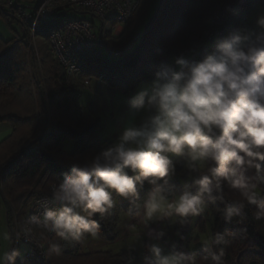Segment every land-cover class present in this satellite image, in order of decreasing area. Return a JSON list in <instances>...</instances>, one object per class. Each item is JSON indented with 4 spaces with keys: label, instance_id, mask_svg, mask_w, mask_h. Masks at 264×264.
Masks as SVG:
<instances>
[{
    "label": "clouds",
    "instance_id": "9594fccd",
    "mask_svg": "<svg viewBox=\"0 0 264 264\" xmlns=\"http://www.w3.org/2000/svg\"><path fill=\"white\" fill-rule=\"evenodd\" d=\"M128 106L133 119L111 143L84 163H72L61 182L52 184L51 201L21 222L17 242L23 238L43 248L39 240L46 233L67 244L95 240L101 221L114 215L117 197L130 204L127 216L135 223L129 231L166 219L183 226L217 202L225 223L236 217L243 223L246 205H255V219L264 220V199L257 191L264 185V15L255 29L230 32L203 59L189 62L180 55L174 65L162 66ZM178 162L190 181L180 191L170 187ZM245 233L210 235L202 259L223 264L226 247ZM47 247L55 255L62 251L57 241ZM148 248L146 264H198L195 252ZM18 256L12 247L0 255V264H15Z\"/></svg>",
    "mask_w": 264,
    "mask_h": 264
},
{
    "label": "trees",
    "instance_id": "16d2710c",
    "mask_svg": "<svg viewBox=\"0 0 264 264\" xmlns=\"http://www.w3.org/2000/svg\"><path fill=\"white\" fill-rule=\"evenodd\" d=\"M225 1L159 0L156 11L149 16L150 9L141 0L119 37H112L111 28H107L109 24L112 28L117 25L115 18L100 21L101 42L93 56L83 60L85 66L79 80L69 77L48 49L42 54L41 77L35 55L29 50L28 30L23 25L18 38L4 41L0 37V124L7 123L13 129L12 135L0 144V217L2 198L15 213L14 216L12 211L7 212L12 243L14 219L18 223L25 220L28 203L50 196L52 184L61 182L72 163H84L112 142L103 135L102 120L83 114L79 108L80 91L85 86L83 79L102 80L122 95L129 96L139 85L150 83L162 66L169 65L173 54H188L204 46L199 60L203 59L206 53L215 49V43L224 38L218 39L211 48L203 43L216 6ZM256 3L264 10V0H243L242 5L231 12L226 35L244 28ZM0 16L8 23L11 18L15 19L13 12L7 10L1 0ZM103 48L115 60L108 59L102 53ZM192 61L194 59L189 60ZM66 141L73 143L70 152L65 148ZM37 146L39 149H35ZM250 175L255 179L254 172ZM148 187L146 184L141 190V196ZM170 187L182 190L175 187L172 180ZM257 191L259 198L264 199V185ZM117 201L120 211L127 215L129 202L118 197ZM208 207L214 217L211 235L216 232L226 235L229 232L240 233L241 229H246L245 234H238L226 247L223 264H264V220L255 219V205H246L243 223H237L241 217L225 223L221 216L223 205L219 202L209 203ZM95 218L99 220V214ZM190 220L180 225L181 246L187 239ZM117 223L115 209L113 216L101 221L99 237L109 243L114 242L118 235ZM200 229L205 230L203 224ZM42 240L46 253L42 264H146L148 258L125 250L119 254L108 251L80 254L78 243L67 244L47 233ZM49 241L61 243L59 255L49 252ZM181 246L175 250L181 251ZM195 253L198 264H209L202 259L208 254L207 249Z\"/></svg>",
    "mask_w": 264,
    "mask_h": 264
},
{
    "label": "built area",
    "instance_id": "2783aa9c",
    "mask_svg": "<svg viewBox=\"0 0 264 264\" xmlns=\"http://www.w3.org/2000/svg\"><path fill=\"white\" fill-rule=\"evenodd\" d=\"M140 2L141 0H42L31 3L22 0L8 1L9 9L13 12L15 19L28 30L29 46L38 60L41 59L38 39L48 34L44 41L49 44L52 56L73 79L82 76L85 66L83 60L93 56L98 43L101 42L99 38L101 32L100 27L97 28L92 20L68 19V13L73 12L80 17L88 14L99 21L115 18L117 31L119 27L128 23ZM242 2L243 0H227L216 7L204 33V44H214L218 39L226 36L230 14L239 8ZM88 80V78L83 79V83L88 84ZM45 201L50 202L51 195L37 198L29 203L26 218L39 214L42 211L41 204ZM20 224L15 220L12 247L20 252L15 264H42L46 258L43 240H39L43 243V248L23 238L17 242L16 233L19 231ZM47 234L51 237L54 235ZM23 248L26 249L23 250Z\"/></svg>",
    "mask_w": 264,
    "mask_h": 264
},
{
    "label": "rangeland",
    "instance_id": "374dc122",
    "mask_svg": "<svg viewBox=\"0 0 264 264\" xmlns=\"http://www.w3.org/2000/svg\"><path fill=\"white\" fill-rule=\"evenodd\" d=\"M8 1L9 0H1L2 4L7 8V10L10 11ZM22 1H25L27 3H31L30 1H32V0H22ZM145 2H146V8L149 7V9H150L149 16L153 15L154 12L156 11L157 7H158L159 0H144V3ZM218 5H220V4H218ZM253 6H254V9H253V11L251 13V16L246 19V21L244 23V28L255 29L256 28V19H257V17L260 16V15H264V10L261 7V5L256 3ZM67 16H68V19H77V18L89 19V20H92L93 22H95V24L97 25V28L100 27V21L95 19L91 15L87 14V15H84V16L80 17L77 14H75L73 12H70V13H68ZM10 20L11 21L8 23L5 19H3L0 16V37L4 41H11V40H13L15 38H18L22 34V25L19 22H17L15 19H13V18H11ZM116 26L112 28L111 24L107 25L108 29L111 28L110 29L111 30L110 31V35L112 37L121 36L123 34V32L125 31V29L127 27V24L122 26V27H120V29L118 31L115 30ZM47 37H48V34H46L43 37L44 39L43 38H39L38 39V51H39L40 58H41L40 61L38 60L37 56H35L36 65H37V68H38V71H39L41 77L43 75V71H42L43 57H42V54L46 53L47 49L50 51L49 44L47 43V41H44V40H46ZM215 45H216V43H215ZM207 46H210L209 48H211L213 46V44H210V45H207ZM203 47H201L202 49L201 48L197 49L196 51L188 53V54H182V53L173 54V56L168 61L169 65H174L175 58L180 56V55L187 56L188 60H192V59L199 60L200 59V50L202 51ZM29 50L35 55L34 51L32 49H30V47H29ZM50 53H51V51H50ZM102 53L108 59L115 60L114 58H111V56L108 54V52H107V50L105 48L102 49ZM207 54H209V53H206L205 55H207ZM78 78H81V76L80 77H76L77 80H79ZM150 83H143V84L139 85L135 89V91L132 92L127 97L131 98V96L137 90H139V88L147 86ZM139 119H140V117L138 116V122H139ZM65 146H66V148L68 150H71V148L73 146V143L71 141H66L65 142ZM1 182L2 181H0V186H1V189H2V183ZM172 182L174 183L175 187H178L180 189L183 188L185 183L190 182L187 179V176H186V174L184 172L182 164L179 163V162H178V174H177L176 177H174L172 179ZM173 189H175V188H173ZM5 203L6 202H4L2 200V198H1V214L2 215L0 217V255H2V253L4 251L9 250L13 246L12 240L10 238L9 227H8V224H7V215H8L7 212L9 210L12 211L13 208L11 206L5 204ZM29 203H31V201ZM29 203H28V205H29ZM116 210H117L118 217L120 219L127 217L126 214H124L123 212L120 211L118 201H117ZM13 215L15 216L14 212H13ZM15 220L17 221L16 218L14 219V222H15ZM198 221H199V223H198ZM190 222L191 223H190V226H189V229H188L187 239L183 243L182 246H181V237H180V230H181L180 225L177 224V223H174L171 220L166 219L164 221L155 222V223L150 225V227H152L153 225L154 226L155 225L158 226L160 228V232L164 233V236L162 238H160V239L152 238V239H148V240H142V239L138 240V244H137V248H136L135 252L138 253L140 256L147 255L148 257H150V252H149L148 245H151V244H157L158 246H160L164 250L165 254L169 253L174 248L176 249V247H178L179 245L181 246V249L183 250V252H186V251L197 252V251H200L202 249H206L204 247V244L208 241L209 236L211 235L210 234L211 230H212L213 225H214V217H213L209 207L206 208L205 214L203 216L191 217ZM201 224L204 225V228H205L204 231H202L200 229ZM13 238H14V234H13ZM129 243H130V239L127 240V241H124L120 246L127 248ZM25 249L26 248H23V250H25Z\"/></svg>",
    "mask_w": 264,
    "mask_h": 264
},
{
    "label": "crops",
    "instance_id": "0c3cea01",
    "mask_svg": "<svg viewBox=\"0 0 264 264\" xmlns=\"http://www.w3.org/2000/svg\"><path fill=\"white\" fill-rule=\"evenodd\" d=\"M120 27L118 28V30ZM117 30V31H118ZM86 80V78H84ZM88 84L80 91L78 105L81 111L87 116L100 118L104 127L103 135L105 138L114 140L119 131L122 130L124 124L133 119L129 114L128 100L130 97L122 95L119 91L110 87L104 81L99 79L88 78ZM138 122V116L134 118ZM13 129L7 124H0V144L12 135ZM73 147V146H72ZM66 148V146H65ZM68 152L72 150H68ZM135 221H132L128 216L120 219L118 217L117 239L114 242L102 240L99 236L95 240L90 237L83 243H78V252L80 254H93L98 251H108L112 254H119L121 251H134L137 248L138 240H148L154 238L155 234L160 232L158 226H152L142 229L137 226L132 231H129L128 226ZM153 232V236L149 233ZM130 239L127 248L120 246L124 241ZM160 239V238H159ZM148 242V241H147ZM134 246L133 249L128 248ZM138 254V253H137ZM139 255V254H138ZM140 256V255H139ZM140 257H148L140 256Z\"/></svg>",
    "mask_w": 264,
    "mask_h": 264
},
{
    "label": "water",
    "instance_id": "95a60500",
    "mask_svg": "<svg viewBox=\"0 0 264 264\" xmlns=\"http://www.w3.org/2000/svg\"><path fill=\"white\" fill-rule=\"evenodd\" d=\"M151 22H152V20L147 24V26H146V28H145V33H144V35H145V34L147 33V31L149 30V27H150V25H151ZM99 38H100V40H101V38H102V33H100Z\"/></svg>",
    "mask_w": 264,
    "mask_h": 264
}]
</instances>
